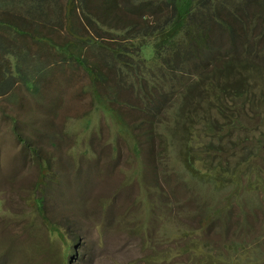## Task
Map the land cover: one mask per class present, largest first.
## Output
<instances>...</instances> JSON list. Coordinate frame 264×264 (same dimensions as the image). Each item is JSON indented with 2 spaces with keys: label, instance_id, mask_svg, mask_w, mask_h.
<instances>
[{
  "label": "rangeland",
  "instance_id": "1",
  "mask_svg": "<svg viewBox=\"0 0 264 264\" xmlns=\"http://www.w3.org/2000/svg\"><path fill=\"white\" fill-rule=\"evenodd\" d=\"M126 1L99 10L127 50L108 115L0 123V264H264V0H194L173 28L167 0ZM155 26L164 66L138 71Z\"/></svg>",
  "mask_w": 264,
  "mask_h": 264
},
{
  "label": "crops",
  "instance_id": "2",
  "mask_svg": "<svg viewBox=\"0 0 264 264\" xmlns=\"http://www.w3.org/2000/svg\"><path fill=\"white\" fill-rule=\"evenodd\" d=\"M126 2L0 0V123H27L23 118L37 107L34 118L48 116L56 124L108 115L97 111V100L110 112L101 93L110 89L112 66L119 84H127V50L120 33L110 36L111 23L120 17L111 22L99 10L110 4L125 11Z\"/></svg>",
  "mask_w": 264,
  "mask_h": 264
},
{
  "label": "trees",
  "instance_id": "3",
  "mask_svg": "<svg viewBox=\"0 0 264 264\" xmlns=\"http://www.w3.org/2000/svg\"><path fill=\"white\" fill-rule=\"evenodd\" d=\"M193 3H194V0H167V2L165 3L166 6L170 5L172 7L171 11H172V16L170 18H168L167 20L168 23L166 25H168V27L170 28H173V27H178L180 25V23L182 22V19L183 17L188 13L189 11V8L191 6H193ZM164 16V15H163ZM169 28V29H170ZM156 29H160V34L162 35H166L167 37L164 38V39H159V37L157 38V41L151 43L152 44V47H153V51H154V56L152 58V61L151 62H147L145 59L141 58V59H137V62H134L136 63L137 67L135 65H132V62L130 63L131 66L136 70L138 69L139 71V65L142 67V70H149L150 71V67H154V65L157 66V68H161L163 67V63H162V60H161V57H162V53H163V49H164V46L166 45V40L168 39V33L167 34H164V26H155L154 27V30ZM194 37V35L192 36V38ZM191 38V37H189ZM147 41H140L137 43L136 46H132V50L135 52L136 56L139 57L140 55V47ZM190 48V47H189ZM183 50V48L181 49ZM133 68H130L133 69ZM168 69V68H167ZM173 74L176 75V78L179 77V80L177 79H174L173 81L169 78L168 80L166 79L165 80V83H169L171 84V81L174 82V81H178L180 82L182 80V75L181 74H176V72L172 71ZM127 63H126V82H127ZM187 95H197L198 94H195L194 92L190 91L189 89L187 90ZM112 110H113V107H112ZM115 111V109L113 110ZM120 118V117H119ZM264 122V120H263ZM260 148H263L264 147V137H263V140L262 142H260ZM255 159L257 161H263L264 160V156L262 158L259 157V154L257 153L255 155ZM255 162V160L253 161ZM253 164L255 165V163H252L250 162V167L253 168ZM192 169H194L193 166H191ZM254 170V169H253Z\"/></svg>",
  "mask_w": 264,
  "mask_h": 264
}]
</instances>
